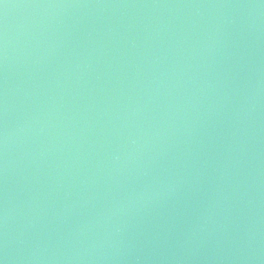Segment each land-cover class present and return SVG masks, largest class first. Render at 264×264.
<instances>
[{"label": "water", "instance_id": "obj_1", "mask_svg": "<svg viewBox=\"0 0 264 264\" xmlns=\"http://www.w3.org/2000/svg\"><path fill=\"white\" fill-rule=\"evenodd\" d=\"M0 264H264V0H0Z\"/></svg>", "mask_w": 264, "mask_h": 264}]
</instances>
